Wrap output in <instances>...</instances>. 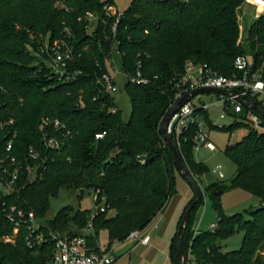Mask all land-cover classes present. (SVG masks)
Here are the masks:
<instances>
[{
  "label": "trees",
  "instance_id": "trees-1",
  "mask_svg": "<svg viewBox=\"0 0 264 264\" xmlns=\"http://www.w3.org/2000/svg\"><path fill=\"white\" fill-rule=\"evenodd\" d=\"M59 1L0 0V156L16 132L13 153L19 159L29 160L27 152L33 146L48 160L43 177L19 195L7 196L0 191V264H47L55 247L50 231L84 234L91 209L66 205L54 218L44 220L51 197L62 188L81 192L100 189L107 197L109 207L98 210L94 229L86 235L89 252L101 251L99 235L103 229L108 231L111 247L151 223L177 193V175L184 177L160 126L174 102V79L185 71L187 60L209 63L221 74L232 76L238 73L236 57L245 55L252 70L264 77V14L248 28L245 41H240L238 10L247 0H133L115 34L102 24L89 30L80 19L88 10L101 13L104 1L63 0L69 10L59 7ZM64 23L73 29L75 43L83 49V58L77 63L82 73L69 82L53 76L39 54L41 35L60 37ZM114 40L119 42L123 69L136 73L140 68L150 79L147 84L125 83L133 105L128 120L122 110H113L117 107L115 97L100 91L97 82V76L107 69L106 57ZM248 97L264 108V99L257 94ZM45 118L59 119L67 128H42ZM205 118L212 128L232 133L245 127L248 131L225 148L236 164L231 183L214 182L207 187L219 216L216 228L195 234V211L203 201L191 212L182 232L186 262L190 264L192 254L195 264H264L257 258L264 243V132L239 120L212 126L207 112ZM103 131L106 135L96 139V133ZM44 132L62 140L58 150L45 149ZM194 133L188 134L179 152L199 178L208 167L195 159ZM232 188L248 191L262 204L225 215L221 197ZM196 197L194 191L185 211ZM4 202L35 211L47 238L39 247L28 246L26 227L13 241L3 239L14 229L4 217ZM238 230L245 232L241 248L224 251L221 240ZM178 238L177 233L171 243L174 264H179Z\"/></svg>",
  "mask_w": 264,
  "mask_h": 264
},
{
  "label": "built area",
  "instance_id": "built-area-1",
  "mask_svg": "<svg viewBox=\"0 0 264 264\" xmlns=\"http://www.w3.org/2000/svg\"><path fill=\"white\" fill-rule=\"evenodd\" d=\"M104 1L102 12L88 10L82 16L86 22V27L92 30L97 25L102 24L104 27H110L116 33L119 23L124 17L125 10H121L115 0ZM58 6L69 10L63 0L58 2ZM43 42L40 45V52L44 63L50 68L53 76L62 82L75 80L81 73L77 67L79 60L83 58V49L75 43L73 29L64 23L62 35L51 39V34L41 37ZM118 41L112 43L106 57L107 69L97 76V82L100 91L105 94L114 96L118 91L117 78L119 75L126 77V82L147 84L150 79L144 76L140 68L136 73L125 71L119 61ZM141 66V64H139ZM235 67L238 73L228 76L221 74L216 68L209 63L196 62L192 59L187 60L185 71L174 79L175 98L171 108L185 94L192 92L201 87H215L225 89L231 92L216 93L204 92L193 96L186 101L170 119L167 132L176 144L178 150L187 140L188 134L195 130L193 137L194 151L204 147L210 151H216L217 146L211 140L210 133L207 129V120L205 113L211 109H218L222 119L227 116L235 120L249 123L258 132H264V116L252 108H247L240 99L253 102L249 95H258L264 97V77L258 71L252 70L249 57L238 55L235 59ZM209 94L210 99H203V95ZM263 99V98H262ZM170 108V109H171ZM117 110V107L113 109ZM211 119V117H210ZM13 123V120H10ZM4 123H1L3 125ZM51 125L54 129H66V124L59 119H43L41 127ZM212 126H219L211 119ZM67 131L66 134H69ZM106 131L96 133V139H102ZM7 141L5 147L1 150L0 156V191L7 196L19 195L28 185H32L43 177L46 169L47 157L42 152L31 146L28 149L27 161L19 159L14 153V138ZM44 147L46 150H58L62 145V140L56 136H50L47 132L42 135ZM142 162L144 157H139ZM218 166L215 171L220 177H224V172ZM95 192L96 208L92 210L89 216L87 231H93V219L98 210L105 211L109 206L107 197L101 193L100 189ZM4 217L10 223L14 224L13 234L3 236L5 241H13L15 235L22 227L27 230V243L32 249L39 247L45 241L46 234L41 230L42 221L37 217L35 211L20 207L17 204L8 202L3 203ZM217 223H213L212 229H215ZM200 231L199 226L194 228L195 234ZM49 235L55 241L53 253L50 255L47 264H114L115 256L110 251H88V242L86 235L71 236L59 232L50 231ZM140 230L133 231L130 236L139 237ZM150 240V234L141 238V242L147 243Z\"/></svg>",
  "mask_w": 264,
  "mask_h": 264
},
{
  "label": "rangeland",
  "instance_id": "rangeland-1",
  "mask_svg": "<svg viewBox=\"0 0 264 264\" xmlns=\"http://www.w3.org/2000/svg\"><path fill=\"white\" fill-rule=\"evenodd\" d=\"M121 10H126L133 0H115ZM264 14V0H247L238 10L239 22L241 25L240 41H245L248 28L261 15ZM43 35H41L42 37ZM32 38V36H31ZM126 77L119 75L117 78L118 91L114 93L116 106L122 110L125 120H128L132 113V100L129 93L125 89ZM209 94L203 95V99H210ZM264 99L263 96L259 99ZM211 119L218 124L229 125L235 121L231 116L222 119L218 109L210 110ZM211 140L217 146L216 151H210L204 147L194 151L195 159L198 162L204 163L208 167V172L197 178L204 191L203 203L200 204L195 211L194 228L199 226L200 231L212 229L213 223H218L219 216L214 208L213 199L207 190V187L214 182H223L229 185L236 173V164L226 155L225 148L228 144L235 143L242 139L247 133V128H239L234 132L229 133L219 128H212L207 125ZM220 166V170L224 172V177H220L215 169ZM177 194L174 197L187 199L190 193H194L193 188L189 185L187 180L181 175H177ZM72 188H62L59 194L50 199V208L44 218L45 221L56 216L58 211L66 206L73 205L76 209H91L96 208L95 192L93 190ZM172 198V197H171ZM171 200V199H170ZM260 199L242 188H232L227 190L221 197V203L225 215L231 216L233 214L243 212L247 208H257ZM110 213H113L110 211ZM88 231H84L87 234ZM245 232L238 230L229 237L221 240L224 251L236 250L241 248ZM109 235L108 231L103 229L99 235V242L101 246L108 245ZM166 244V245H165ZM167 241L162 242L158 250L160 264H164L166 259L164 248L168 245ZM163 250V252H162ZM257 258L264 260V243L260 246L257 252ZM190 264H195V257L191 254L189 256Z\"/></svg>",
  "mask_w": 264,
  "mask_h": 264
},
{
  "label": "crops",
  "instance_id": "crops-1",
  "mask_svg": "<svg viewBox=\"0 0 264 264\" xmlns=\"http://www.w3.org/2000/svg\"><path fill=\"white\" fill-rule=\"evenodd\" d=\"M193 197L194 193H190L185 200L172 196L151 223L140 230L139 237L129 236L122 241H116L111 247L101 246L99 242L100 250L110 251L116 258L114 264H160L158 250L161 243L167 241L169 244L164 248V264H174L170 257L171 243L178 232L185 208ZM261 204L260 201L259 206ZM89 233L91 232L88 231L87 234ZM146 234H150V240L143 243L141 238Z\"/></svg>",
  "mask_w": 264,
  "mask_h": 264
},
{
  "label": "water",
  "instance_id": "water-1",
  "mask_svg": "<svg viewBox=\"0 0 264 264\" xmlns=\"http://www.w3.org/2000/svg\"><path fill=\"white\" fill-rule=\"evenodd\" d=\"M204 92H207V93L216 92V93L231 94V92L228 90L219 89V88H215V87H201V88L195 89L192 92L185 94L179 101H177V103L171 109H169L167 114L164 116L162 123H161V126H160V132H161L163 139L165 140L167 146L169 147L170 151L173 154L177 168L184 175L185 179L191 185V187H193V189L197 195L196 199H194L190 203L188 208L186 209V211L183 215V218L181 220V223L179 225V228H178L177 233H178L179 238H178L177 258H178L179 264H187L185 254H184L182 232H183V229L186 227V224H187V222L191 216V212H192L193 208L203 201L204 191H203L200 183L198 182V180L194 177V175L191 172V170L189 169V167L184 163L176 144L173 142L172 138L170 137V135L167 132V127H168V123H169L170 119L174 116V114L178 111V109L186 101L190 100L193 96L200 94V93H204ZM240 101L246 107H249L252 109H257L264 116V108L262 106H260L257 102H255V101L248 102V101L243 100V99H240ZM151 159H152V157L148 158V160H151Z\"/></svg>",
  "mask_w": 264,
  "mask_h": 264
}]
</instances>
